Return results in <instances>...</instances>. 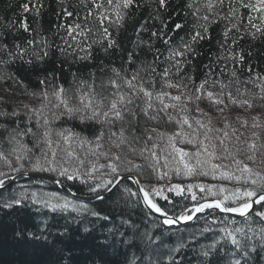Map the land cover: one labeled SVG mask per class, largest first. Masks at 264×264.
<instances>
[{
	"label": "snow or ice",
	"instance_id": "6c2138e0",
	"mask_svg": "<svg viewBox=\"0 0 264 264\" xmlns=\"http://www.w3.org/2000/svg\"><path fill=\"white\" fill-rule=\"evenodd\" d=\"M58 3L63 22L54 35L59 44L32 29L22 15L19 28L31 38L9 46L2 37L15 24L0 25V210L32 205L92 217L83 232L92 235L100 221V247L122 251L123 264H161L159 237L141 234L125 218L126 208L142 205L167 226L219 210L225 214L218 221L223 227L200 250L202 264H255L264 253V71L256 70L251 46L242 42L264 39V0H180L175 8L172 0ZM142 6L151 9L148 19L136 27L132 47H122L119 33ZM44 7L43 0L21 5L22 14L36 16ZM170 8L178 17L171 27V13L164 16ZM149 20L159 21L160 27H150ZM221 24L218 50L198 72L194 60L201 55L199 46L211 40L210 28ZM54 53L63 57L60 63L67 65L71 79L63 68L58 74L42 67ZM98 56L87 75L81 68L73 70ZM17 62L37 73L38 89H29L10 70ZM67 120L91 127V134L63 127ZM32 172L79 181L101 202L107 199L104 193L119 192L113 200L120 209L119 225L114 215L55 193L39 195L23 186L8 190L16 176ZM173 176H210L218 183L185 189L182 183H170ZM193 189L202 194L199 200ZM185 190L195 202L191 209L174 216L159 204L157 198L169 199L165 191L182 196ZM22 224L15 233L18 240L39 244L74 264L66 225L53 231L46 221L35 230ZM181 247L166 253L169 264H176L174 253ZM100 262L106 264L102 256Z\"/></svg>",
	"mask_w": 264,
	"mask_h": 264
},
{
	"label": "trees",
	"instance_id": "16d2710c",
	"mask_svg": "<svg viewBox=\"0 0 264 264\" xmlns=\"http://www.w3.org/2000/svg\"><path fill=\"white\" fill-rule=\"evenodd\" d=\"M25 0H0V25L7 24L9 21L14 22L15 28L7 35L2 37L3 42H6L11 46L13 42L23 43L27 39L31 38L28 32L19 28V21L23 17H26L29 21L32 29H39L41 33L47 36L55 44H59L60 40L55 36L56 26L62 23L63 20L58 17L60 12V6L58 0H43L45 7L41 11L39 16L34 13H23L21 5ZM71 4L75 5L77 0H67ZM149 0H145L148 3ZM173 8L179 4L180 0H172ZM150 8L140 7L134 10L133 17L128 21L126 27L119 33L118 39L122 47L131 48V41H134L137 37L134 35L136 27L139 23L148 19ZM171 13V20L169 21V27L175 22H178L173 9H168V13H165V19L168 18V14ZM69 23L71 20L68 21ZM149 26L153 24L157 28L160 27L159 21H148ZM223 25H214L210 28L211 40H205L201 42L199 51L201 55L194 60V64H197V71L203 72V64L210 62L216 54L217 41L220 38ZM16 29H19L18 31ZM34 34V33H33ZM171 35V33H170ZM179 35L183 36L184 33L180 32ZM245 47L251 46L253 52L252 63L256 66L257 71H264V39L251 41L250 38L242 42ZM163 51V45H158ZM102 55V54H101ZM63 59L59 53H54L52 60L45 66L47 70L57 72L59 69H64V76L67 79H71L67 75V65L61 64ZM100 57H97L96 61L88 64L87 67L77 64L73 66V70L81 68L84 75H87L89 69L95 70L96 64L99 62ZM117 64L120 63L119 54L114 57ZM10 70L16 72L18 76L23 80L24 84L29 89H38L39 84L37 80V73L31 70L30 65H21L20 62L9 66ZM202 78V77H199ZM65 83V81H60ZM2 94V93H0ZM206 107V105H201ZM58 126L59 125L58 123ZM63 127H71L77 132H82L84 135H90L92 132L91 127H85L76 120H67L63 123ZM35 173V172H34ZM46 173V172H44ZM52 174V173H51ZM56 176L55 174H52ZM61 181L70 185L75 191L82 194H91L88 190V186L80 183L79 181H67L56 176ZM153 184L157 181L153 179ZM171 184L182 183L186 186L189 184L204 183V184H217L218 181H214L211 177H196L194 179H184L182 177L173 176L170 181ZM160 186H165L164 181L159 182ZM21 186L29 191H36L39 195L55 193L60 197H65L62 192L59 191L50 181H45L39 178L23 177L17 179L11 185L8 186L9 191L20 190ZM197 193V198L202 195L198 189H193ZM7 193H5L6 195ZM120 193L115 192L107 195V199L103 202L100 200H93V202H86L89 208L97 210H103L105 213H109L116 217L115 223L119 225L120 209L115 208L113 200L119 197ZM165 195L169 197L167 201L162 198H157L159 204L168 210L169 213L179 215L181 212L187 209H191L195 202L191 200V194L185 190L182 196L176 195L174 192L169 193L165 191ZM209 199L212 197L209 196ZM71 210L65 212H52L51 210L44 209L41 206L29 205L25 208H20L15 211L12 210H0V264H67V260H61L60 257L51 250L41 247L39 244L26 243L18 240L15 233L18 227H22L23 223H27L29 229L35 230L34 226H44L46 221L48 225L55 231L57 227L67 226V230L72 237L68 242V247L72 250L71 255L74 258V264H92V260H96V264H101L100 257L106 264H123L122 251H117L115 248L108 247L102 248L101 244L104 243L101 230H99L100 221H97V230L88 235L83 232V227H91L88 224L92 217L78 216L76 213H71ZM130 217L131 220L138 226V230L141 234L149 233L156 237H159L158 241V253L161 258V264H169L166 253L180 245V251L174 253L176 264H202V257L200 256V250L206 247L214 238H216L219 229L223 227L218 223L221 219L225 218V214L216 210H205L198 215L195 220L185 225L167 226L162 224V219L154 213L149 215V211L144 206H138L125 209V218ZM217 221L213 223V221ZM210 227L212 230L204 232L203 229ZM141 247L143 245L141 244ZM68 253H65L67 257ZM264 253L256 256L255 264H264V259L261 258ZM215 264V261L213 262Z\"/></svg>",
	"mask_w": 264,
	"mask_h": 264
},
{
	"label": "water",
	"instance_id": "95a60500",
	"mask_svg": "<svg viewBox=\"0 0 264 264\" xmlns=\"http://www.w3.org/2000/svg\"><path fill=\"white\" fill-rule=\"evenodd\" d=\"M23 177H28V178H39V179H42V180H47V181H50L52 184L55 185V187L57 189H59L61 192H63L65 195H67L68 197H72L73 199L75 200H78V201H84V202H93V200H97L95 199V197L92 195V194H80L78 193L77 191H75L70 185L66 184L65 182L61 181L59 178H57L56 176L52 175L51 173H44V172H32L30 174H26V175H23V176H16L15 180L14 181H10L9 182V185H11L13 182H15L17 179L19 178H23ZM57 181H61V182H57ZM8 185V186H9ZM105 196L109 195V193H104ZM212 199V198H211ZM216 211H219V210H216ZM203 213V212H202ZM155 214V213H154ZM171 214V213H170ZM201 213H196L194 214V218L190 221H179L177 224V226H181V225H185L187 223H191L193 222V220L196 219V217L198 215H200ZM157 216H159L158 214H155ZM173 215V214H171ZM174 216H176L174 214ZM160 217V216H159ZM162 219V217H160ZM174 226V225H173Z\"/></svg>",
	"mask_w": 264,
	"mask_h": 264
},
{
	"label": "rangeland",
	"instance_id": "374dc122",
	"mask_svg": "<svg viewBox=\"0 0 264 264\" xmlns=\"http://www.w3.org/2000/svg\"><path fill=\"white\" fill-rule=\"evenodd\" d=\"M63 195L65 196L64 198H66L67 200L71 201L72 203H82V204H86V202H84V201L81 202V201L75 200V199H73L71 197H68L65 194H63Z\"/></svg>",
	"mask_w": 264,
	"mask_h": 264
}]
</instances>
